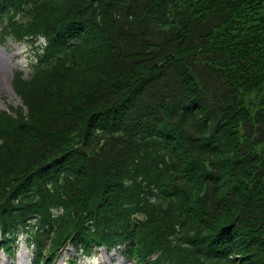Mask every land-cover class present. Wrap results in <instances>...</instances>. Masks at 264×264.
Wrapping results in <instances>:
<instances>
[{
    "label": "trees",
    "instance_id": "obj_1",
    "mask_svg": "<svg viewBox=\"0 0 264 264\" xmlns=\"http://www.w3.org/2000/svg\"><path fill=\"white\" fill-rule=\"evenodd\" d=\"M9 39L7 251L264 264V0H0Z\"/></svg>",
    "mask_w": 264,
    "mask_h": 264
},
{
    "label": "rangeland",
    "instance_id": "obj_2",
    "mask_svg": "<svg viewBox=\"0 0 264 264\" xmlns=\"http://www.w3.org/2000/svg\"><path fill=\"white\" fill-rule=\"evenodd\" d=\"M35 56L34 47L25 43H18L14 40L0 42V71L3 72V80L0 84V112L8 110L10 105L17 106L21 103L19 96L16 94L13 86V74L15 70H21L25 76L31 71V64ZM70 255H75L72 247L69 248ZM32 249L28 241L23 236L20 237L18 247L15 249L14 256L4 254L0 246V264H31ZM66 253L55 264H66ZM81 264H133L127 261L123 255L114 250L106 251L101 249L91 258L82 260Z\"/></svg>",
    "mask_w": 264,
    "mask_h": 264
},
{
    "label": "bare ground",
    "instance_id": "obj_3",
    "mask_svg": "<svg viewBox=\"0 0 264 264\" xmlns=\"http://www.w3.org/2000/svg\"><path fill=\"white\" fill-rule=\"evenodd\" d=\"M3 71L1 70L0 71V84L2 83V80H3V73H2Z\"/></svg>",
    "mask_w": 264,
    "mask_h": 264
}]
</instances>
